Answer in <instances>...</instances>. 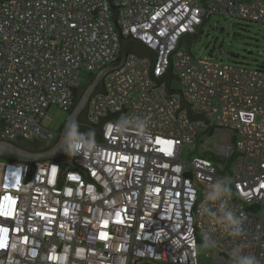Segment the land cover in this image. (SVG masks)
Here are the masks:
<instances>
[{"label":"built area","instance_id":"1","mask_svg":"<svg viewBox=\"0 0 264 264\" xmlns=\"http://www.w3.org/2000/svg\"><path fill=\"white\" fill-rule=\"evenodd\" d=\"M109 2L122 38L155 53L156 78L180 36L196 34L211 15L264 24V0H0L1 139L53 140L42 125L50 107L69 113L84 74L119 60ZM183 44L170 55L182 88L171 78L169 90H180L190 116L207 122L190 121L186 107L176 114L179 93L167 99L166 81L157 86L148 77L149 57L126 53L104 76L105 94L90 98L87 117L96 125L108 110L123 111L99 125L96 154L69 156L100 189L74 168L58 187L64 161L35 162L29 175L31 163L0 158V264H198L204 233L218 241L207 250L214 264H232L234 247L264 264V63L196 58ZM124 116L146 119L148 138L115 133ZM216 135L215 152L183 157L185 144ZM217 179L231 182L229 206L244 218L242 237L198 215Z\"/></svg>","mask_w":264,"mask_h":264},{"label":"rangeland","instance_id":"2","mask_svg":"<svg viewBox=\"0 0 264 264\" xmlns=\"http://www.w3.org/2000/svg\"><path fill=\"white\" fill-rule=\"evenodd\" d=\"M204 2V0H198ZM202 33L199 32L196 39H192L187 44L193 56L196 58L207 59L223 63H239L255 68L263 65L264 55V24L247 22L245 20L225 18L218 15H211L205 23L200 26ZM198 28V30L200 29ZM183 46L186 48L185 43ZM239 54L240 59H234ZM242 57H246L243 59ZM238 60V61H236ZM85 84L90 82L89 74H84ZM173 87L182 88L177 78L173 79ZM68 113L52 106L49 113L43 116L42 125L54 132L61 130ZM220 142L219 135L215 137L205 136L204 142L187 143L184 147L183 157L189 159L194 155H202L203 151L215 152ZM6 158H1L4 160ZM226 160H230L229 157ZM198 264H214L213 257L208 255L207 250H198ZM140 264H173L168 261L143 260Z\"/></svg>","mask_w":264,"mask_h":264},{"label":"clouds","instance_id":"3","mask_svg":"<svg viewBox=\"0 0 264 264\" xmlns=\"http://www.w3.org/2000/svg\"><path fill=\"white\" fill-rule=\"evenodd\" d=\"M113 131L121 136L135 132L141 139L150 135L148 122L141 117H121L113 125ZM58 150L70 157H89L99 151L95 130L81 131L78 120L67 123L63 133L62 143ZM233 196L231 182L226 179H217L207 185L204 199L198 208L200 217H207L232 238L242 237L244 234L242 215L236 214L229 206ZM218 247V241L210 234L202 235V242L198 250H211ZM232 264H262L255 254L246 252L242 247H234L230 251Z\"/></svg>","mask_w":264,"mask_h":264},{"label":"water","instance_id":"4","mask_svg":"<svg viewBox=\"0 0 264 264\" xmlns=\"http://www.w3.org/2000/svg\"><path fill=\"white\" fill-rule=\"evenodd\" d=\"M110 6H111L112 11H113V15H112L111 18H112V21L114 22V25L116 27V31H118L119 38L121 40V56H120L119 60L114 62V63H110V64L104 66L96 75H90V78L92 79L91 82L87 85L86 89L84 90V92H83L81 98L79 99L78 103L76 104L75 108L71 112L68 113V115L66 117V120H65L61 130L55 132L57 137H58V142L55 145H53L52 147H50V148H48L47 150H44V151H32V150H29L27 148L21 147L20 145L17 144V141H7V140H3V139L0 138V158H6V159H9L11 161L16 160V161H21V162L23 161V162L31 163L32 164V170L29 172V175H30V173H32V171L36 167L35 166V162L45 161V160H52V159H54V158H56V157H58L60 155L65 154L63 151L58 150V148H59L60 144L62 143L63 133H64V131L66 129L67 123H70L73 120H77L78 115L80 114V112L82 110H84L85 108H88V104H89L90 98L92 96H94L97 93L105 94V91L103 89L104 76L107 73H110L113 70H115L118 67H120L122 65V63L124 62V60H125L126 53H128V51L126 50V43L130 40V38H122V36L120 34V31H119V28H118V26L115 23V20H116V17H117V10L111 5V3H110ZM207 10H208V8L206 9V11H205V13L203 15V22L205 20V15L207 13ZM200 29H201V27H200ZM200 29L196 33L195 36L193 34H187V33H183L180 36L175 48L171 52L168 53V56H167L168 57V66H167L166 70L164 71V73L161 75L160 78H156L154 76V65H155V60H156V55H155L154 52H152L149 48H147L144 45L146 47V49L148 50V55L141 56V55H138V54H136L134 52H131V53H133L134 55H136V56H138L140 58L141 57H149L150 70H149V73H148V77H149L150 80H152L153 82L157 83V86L161 82L166 81L165 91L167 93V97H166L167 99L171 98L170 94L179 93L181 107L176 111V114H177V112L180 109H182L183 107H186L187 116L189 117L190 121L195 120V119H200V120H204V121L207 122V120L205 118H203L199 114L198 115H194V116H190V112L191 111L188 108L189 104L184 101L182 92L180 90H172V91L169 90V82H170L171 78H177L178 80H180L179 77H173L171 75L173 62H172V59L170 58V55L172 53H174L175 51H177L182 43H185L187 53L189 54V51H188V48H187V44L189 43L188 37L192 35L190 40L196 39V37L198 36V34L200 32ZM99 85H102V88L100 90H96ZM76 90H73L74 95H75V91ZM123 109L124 108H122L116 114H111L109 112V110L107 109L109 115L104 116V117H99V122L96 124L98 126V128H99L100 124H102V123H104V122H106V121H108V120H110L112 118L117 119V117L121 114ZM175 117H176V115H175ZM3 121L4 120H2L1 123H0V130H3L2 126L6 125L5 123H3ZM15 138H16V140H18L19 138H23V137L22 136H16ZM96 139L102 140V136H101V133H100L99 130H98V133L96 135ZM34 140H36V139L34 138ZM62 161H64L66 164H69V165L66 166L65 169L63 170V172L61 173V178L58 181V184H59L58 187H61L62 181L64 179L65 172L70 170V169H73V168L77 169L88 180V182H90V183L94 184L95 186H97V184L91 178H89L87 176L86 171L81 169L78 165H76L73 162V160L71 158H69L68 155H66V159L62 160ZM62 161H53V162H62Z\"/></svg>","mask_w":264,"mask_h":264},{"label":"trees","instance_id":"5","mask_svg":"<svg viewBox=\"0 0 264 264\" xmlns=\"http://www.w3.org/2000/svg\"><path fill=\"white\" fill-rule=\"evenodd\" d=\"M200 33H202V28L200 29ZM195 35L196 34H194V36ZM191 36L188 37L189 41L191 39ZM126 50L128 52H134V53L141 55V56L148 55V50L146 49V47L141 42H139L137 40H133V39H130L126 43ZM238 56H239V54L235 55L234 59H236V58L240 59ZM242 58L246 59V57H242ZM236 61H238V60H236ZM91 80L92 79L90 78V82H91ZM88 84L84 83L80 88H78L75 91V104H74L73 108L70 110V112L75 108L76 104L78 103L79 99L81 98V96H82V94H83V92L86 89ZM101 88H102V85H99L96 90H100ZM80 127H81V131H88L89 129H93V130H95L96 135L98 133V126L91 124L89 121L87 122V124H81ZM16 141H17V144L20 145L21 147L27 148V149L32 150V151H44V150H47L48 148H50V147L44 146L45 142H41L38 140H28L25 138H19ZM65 159H66V154H63L62 156H58L52 160L53 161H62ZM231 160L232 159H230V161ZM68 165L69 164H66V166H68Z\"/></svg>","mask_w":264,"mask_h":264},{"label":"flooded vegetation","instance_id":"6","mask_svg":"<svg viewBox=\"0 0 264 264\" xmlns=\"http://www.w3.org/2000/svg\"><path fill=\"white\" fill-rule=\"evenodd\" d=\"M77 120L79 121L80 125L81 124H87L88 122V117H87V109L85 108L84 110H82L80 112V114L78 115ZM58 142V137H55L53 140H51L50 142H45L44 146L47 147H52L53 145H55ZM62 156V155H60Z\"/></svg>","mask_w":264,"mask_h":264},{"label":"crops","instance_id":"7","mask_svg":"<svg viewBox=\"0 0 264 264\" xmlns=\"http://www.w3.org/2000/svg\"><path fill=\"white\" fill-rule=\"evenodd\" d=\"M140 264V263H139Z\"/></svg>","mask_w":264,"mask_h":264}]
</instances>
